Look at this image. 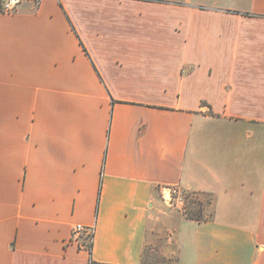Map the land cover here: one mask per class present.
I'll list each match as a JSON object with an SVG mask.
<instances>
[{"label": "crops", "instance_id": "1", "mask_svg": "<svg viewBox=\"0 0 264 264\" xmlns=\"http://www.w3.org/2000/svg\"><path fill=\"white\" fill-rule=\"evenodd\" d=\"M173 186L180 264H264V0L0 11V264H144Z\"/></svg>", "mask_w": 264, "mask_h": 264}, {"label": "rangeland", "instance_id": "2", "mask_svg": "<svg viewBox=\"0 0 264 264\" xmlns=\"http://www.w3.org/2000/svg\"><path fill=\"white\" fill-rule=\"evenodd\" d=\"M183 194L179 210L165 208L159 214L157 225L150 228V237L145 245L144 264H180L178 234L176 221L182 215L186 218H204L208 216L211 204L208 196L188 193Z\"/></svg>", "mask_w": 264, "mask_h": 264}, {"label": "built area", "instance_id": "3", "mask_svg": "<svg viewBox=\"0 0 264 264\" xmlns=\"http://www.w3.org/2000/svg\"><path fill=\"white\" fill-rule=\"evenodd\" d=\"M23 0H0V11L5 13H10L15 10L16 6L20 4ZM35 6H38L42 0H30ZM168 199L163 197L165 200H175L179 203L183 202L182 192L179 191L177 187L167 188ZM94 228L92 226H85L83 224L77 223L72 227L71 239L75 241L82 242V245L90 250L92 245Z\"/></svg>", "mask_w": 264, "mask_h": 264}, {"label": "trees", "instance_id": "4", "mask_svg": "<svg viewBox=\"0 0 264 264\" xmlns=\"http://www.w3.org/2000/svg\"><path fill=\"white\" fill-rule=\"evenodd\" d=\"M188 195L186 194V197H187Z\"/></svg>", "mask_w": 264, "mask_h": 264}]
</instances>
